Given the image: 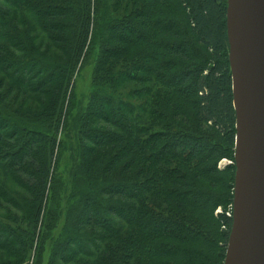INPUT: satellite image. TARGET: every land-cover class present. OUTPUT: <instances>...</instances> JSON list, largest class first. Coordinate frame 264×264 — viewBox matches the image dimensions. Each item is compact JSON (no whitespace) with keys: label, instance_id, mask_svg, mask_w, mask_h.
<instances>
[{"label":"trees","instance_id":"1","mask_svg":"<svg viewBox=\"0 0 264 264\" xmlns=\"http://www.w3.org/2000/svg\"><path fill=\"white\" fill-rule=\"evenodd\" d=\"M119 1L0 0V21L7 23L0 26V149L6 150H0V205L10 207L16 225H0V253L14 258L9 264H43L45 251L48 264L225 260L236 173L227 0H177L206 56L169 77L151 49L160 48L157 30L175 23L119 15ZM190 41L166 43L165 51L187 61ZM89 59L91 91L81 107L71 87L77 66ZM141 72L152 77L147 104L155 111L129 100L128 83H137L133 74ZM35 74L44 76L34 83ZM172 83L192 97L195 123L176 107L170 120L180 118L183 128L168 123L155 131ZM78 107L76 167L67 183L57 174L55 135ZM209 159L212 165L201 166ZM223 159L231 164L219 170ZM222 173L226 195L220 197L213 189ZM216 206L224 210L215 218Z\"/></svg>","mask_w":264,"mask_h":264},{"label":"water","instance_id":"2","mask_svg":"<svg viewBox=\"0 0 264 264\" xmlns=\"http://www.w3.org/2000/svg\"><path fill=\"white\" fill-rule=\"evenodd\" d=\"M227 35L236 173L224 264H264V0H227Z\"/></svg>","mask_w":264,"mask_h":264},{"label":"rangeland","instance_id":"3","mask_svg":"<svg viewBox=\"0 0 264 264\" xmlns=\"http://www.w3.org/2000/svg\"><path fill=\"white\" fill-rule=\"evenodd\" d=\"M119 3H120L119 9H117V14L119 15L120 14H125V15L132 14V16H136L137 13H142L145 16H148V17H145V16L141 17V20H142L141 22L145 24H148L150 21L154 22L156 19L157 20L166 19V20H170L175 23L173 28L170 29L169 31L160 32L157 30L158 33L156 36L160 40V45H159L160 48L157 50L155 48L151 49L152 53L153 52L156 53L158 55V58L162 60L163 66L165 67L166 65V68H165L166 76L169 77V76L177 74L179 70L181 68H184V66L187 64L195 65V64H199L203 62V57L206 56V52L204 48L198 45L193 39L190 28L187 25V22L185 20V12L177 0H120ZM159 12H161L162 14H160ZM6 25L7 23L5 24V22L0 21V26L3 27ZM187 39L191 40L190 41L191 46L194 49V51H192V53L189 55V58L187 61H184V59L181 57L176 58L174 57L175 54H171L168 51H165L166 43L167 44L179 43V42L181 43V42H185ZM63 57L64 56H62V58ZM144 64L147 66H151V65L153 66V64L149 60H145ZM93 68H94L93 60L91 59L86 60V61L82 60L81 63L77 66L76 72L74 74L71 88L75 92L74 100L76 101L77 104H80L81 107L88 104V95L91 91V82H92L91 71L93 70ZM133 75L136 78L137 83L135 82V80H133L132 83H128V88H129V93H130V98H129L130 102L138 104V105L146 104L147 105V107H145L146 109H148L149 111H155L153 107L147 104L148 100L153 97V93H154V90L151 87V82H152L151 75L147 74L146 72H141L139 74L134 73ZM43 76H39L38 78V74H35L30 80L31 82H34V83L39 82L43 78ZM51 87L53 86H49V88ZM164 88L165 86H162V89ZM151 89L153 91H151ZM180 89L181 87H179L175 83H172V87L168 89L171 92L164 89L169 94L168 101L167 102L165 101L160 105L162 106L161 108L163 110V114L165 115V119L163 118L161 122L158 120L153 121L152 125L154 124L156 125L155 131L159 130L160 128H163L164 130L167 129L168 123H172L173 127L174 126L177 128L182 127L180 125V120H181L180 118L178 119L179 120L178 122H173L172 120H170L172 113L176 111L175 110L176 107H179L181 111L186 115L188 122L195 123L193 106H192L193 99L189 94H186L185 92H179ZM43 98H46V97L43 96ZM51 103H52V95L50 93L48 94L46 98L45 107H50ZM79 112H80V107L75 108L74 111L72 112V117L73 118L75 117L74 120L72 122L68 121V123L65 125L62 124L60 126L59 131H57V134L55 135L57 144H58V149H57L56 154L59 155L58 156V168L59 169L57 171V174H60L62 181L67 182V183L71 180L73 171L76 167L75 165L76 160H74L73 154L74 152L78 151V145L73 136L74 135L73 129H75V123L77 122L76 119H77ZM158 114L161 115L160 112ZM11 142L12 143L17 142V140L15 141V140L7 138V143L9 144ZM221 145H223L224 147L226 146L225 143L222 141H221ZM14 148H16V146ZM0 150H3V152L6 151L5 149H3V147H1ZM205 156L208 157V154H206ZM195 160H198V159L197 158L194 159L193 162H195ZM212 164H213V160L209 159L207 162H205V164H202L201 166L204 167V166H209ZM230 164L231 162H229L226 159H223L219 161L217 166H218V169L221 170L225 166H228ZM225 175L223 174L220 179L218 177V180H219L218 182H221V184L213 189V192L217 196H220V197H223V195H226L222 188V181H223L222 178H225ZM234 184H235V179H234ZM8 185L13 190V182L9 181ZM205 187L208 188L209 184H206ZM57 193L59 196V204L61 206V209H63V207L65 206V202L63 199L64 194L63 196H61L62 194L60 193V191ZM216 208H215L216 210L213 212L215 218L219 213L223 212L224 210L223 207L216 206ZM227 208L230 209L231 207L228 206ZM9 209L10 207L6 203H3L2 206L0 205V225L7 224L10 226H13V228H16V225H13L14 219L10 218V216H12V213L9 211ZM232 210H233V204H232ZM213 214L209 213L207 216V221L210 224L215 223ZM20 224H22L24 228H27L29 226V224L26 221L23 222L20 220ZM62 224H63V221L60 226H62ZM88 233L89 232H87V234ZM227 247H228V244H227ZM227 247H226V253H227ZM225 259H226V255H225ZM32 261H33V258L31 259V262ZM48 261H49V254L48 253L46 254V251H45L43 264H48ZM11 262H14L13 257L3 252L0 253V264H9ZM224 263H225V260L223 263H221L220 261L217 264H224Z\"/></svg>","mask_w":264,"mask_h":264}]
</instances>
